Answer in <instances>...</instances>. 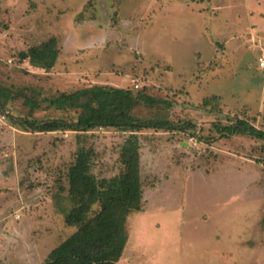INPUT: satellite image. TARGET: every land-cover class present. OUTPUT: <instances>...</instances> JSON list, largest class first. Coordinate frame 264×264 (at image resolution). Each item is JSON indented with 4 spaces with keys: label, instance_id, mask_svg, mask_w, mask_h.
I'll return each instance as SVG.
<instances>
[{
    "label": "rangeland",
    "instance_id": "1",
    "mask_svg": "<svg viewBox=\"0 0 264 264\" xmlns=\"http://www.w3.org/2000/svg\"><path fill=\"white\" fill-rule=\"evenodd\" d=\"M50 38L52 70L21 60ZM262 57L264 0H0V83L41 103L14 96L0 112V264H45L76 231L62 209L77 134L32 133L11 117L76 119L44 99L94 86L166 101L141 104L136 119L196 125L137 133L146 212L130 216L118 264H264V140L213 126L242 119L264 131ZM130 135L88 133L94 175H120Z\"/></svg>",
    "mask_w": 264,
    "mask_h": 264
},
{
    "label": "trees",
    "instance_id": "2",
    "mask_svg": "<svg viewBox=\"0 0 264 264\" xmlns=\"http://www.w3.org/2000/svg\"><path fill=\"white\" fill-rule=\"evenodd\" d=\"M36 69L50 71L59 58L56 38L30 47L20 54ZM14 96L24 99L26 105L40 108L37 97H28L22 90L0 83V112L5 113ZM218 99H206L209 112L218 113ZM50 108L63 113H75L77 118L33 120L13 118L15 125H22L32 133L70 131L77 134L78 150L67 173L70 209H62L67 227L76 231L61 242L46 258L45 264H118L123 257L130 235L129 218L133 214H144V185L141 178V144L138 132L142 130H168L196 128L193 121H183L182 126L169 121L141 120L133 111L141 104L154 107L166 104L144 93L135 94L129 89L90 87L71 93H63L44 99ZM214 128L222 137L235 133L249 134L264 140V131L247 120L215 123ZM115 129L128 132L121 148L120 175L98 178L92 172L95 149L88 146V133L96 129ZM233 133V134H232Z\"/></svg>",
    "mask_w": 264,
    "mask_h": 264
},
{
    "label": "built area",
    "instance_id": "3",
    "mask_svg": "<svg viewBox=\"0 0 264 264\" xmlns=\"http://www.w3.org/2000/svg\"><path fill=\"white\" fill-rule=\"evenodd\" d=\"M259 67L264 70V57L259 59Z\"/></svg>",
    "mask_w": 264,
    "mask_h": 264
}]
</instances>
